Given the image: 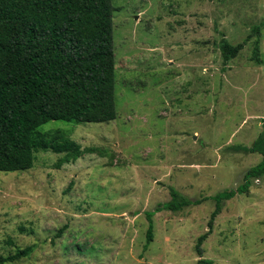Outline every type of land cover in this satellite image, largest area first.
I'll return each instance as SVG.
<instances>
[{"label": "rangeland", "instance_id": "obj_1", "mask_svg": "<svg viewBox=\"0 0 264 264\" xmlns=\"http://www.w3.org/2000/svg\"><path fill=\"white\" fill-rule=\"evenodd\" d=\"M113 13L117 118L49 122L42 134L95 152L57 169L64 154L40 150L31 170L0 173V257L31 247L12 264H264V177L224 203L196 249L212 197L262 161L236 149L264 130V0H113ZM223 40L245 43L227 65ZM170 188L203 203L156 214L145 251L146 213Z\"/></svg>", "mask_w": 264, "mask_h": 264}, {"label": "trees", "instance_id": "obj_2", "mask_svg": "<svg viewBox=\"0 0 264 264\" xmlns=\"http://www.w3.org/2000/svg\"><path fill=\"white\" fill-rule=\"evenodd\" d=\"M113 19V0H0V173L31 170L40 150L64 154L57 169L95 152L94 148L82 149L65 132L57 131L56 136L39 129L52 121L101 124L116 120ZM244 46L223 40L219 49L225 65ZM254 59L264 64L257 46ZM236 150L258 153L262 161L247 171L237 189L212 197L216 207L209 229L196 245L200 256L224 203L248 193L252 181L264 177V130L251 148ZM170 195L169 202L146 213L145 251L153 241L156 214L203 203L189 200L174 188ZM31 252V247L19 249L0 257V264L15 263Z\"/></svg>", "mask_w": 264, "mask_h": 264}]
</instances>
